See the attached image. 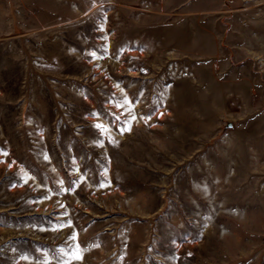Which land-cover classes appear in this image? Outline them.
<instances>
[{"label": "rangeland", "instance_id": "1", "mask_svg": "<svg viewBox=\"0 0 264 264\" xmlns=\"http://www.w3.org/2000/svg\"><path fill=\"white\" fill-rule=\"evenodd\" d=\"M263 33L264 0H0V264H264Z\"/></svg>", "mask_w": 264, "mask_h": 264}, {"label": "crops", "instance_id": "2", "mask_svg": "<svg viewBox=\"0 0 264 264\" xmlns=\"http://www.w3.org/2000/svg\"><path fill=\"white\" fill-rule=\"evenodd\" d=\"M263 35H264V33H263ZM190 37H189V35H188V39H189ZM188 39H187V42H188ZM205 40H207V38H205V37H202V43L205 41ZM204 45H206V43H203ZM202 44V45H203ZM204 47H206L207 48V46H204Z\"/></svg>", "mask_w": 264, "mask_h": 264}]
</instances>
